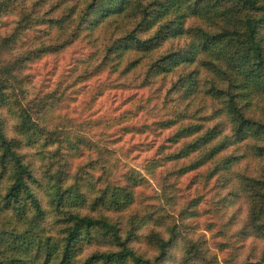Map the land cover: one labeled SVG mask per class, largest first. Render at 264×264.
<instances>
[{
  "label": "clouds",
  "instance_id": "clouds-1",
  "mask_svg": "<svg viewBox=\"0 0 264 264\" xmlns=\"http://www.w3.org/2000/svg\"><path fill=\"white\" fill-rule=\"evenodd\" d=\"M0 264H264V0H0Z\"/></svg>",
  "mask_w": 264,
  "mask_h": 264
}]
</instances>
